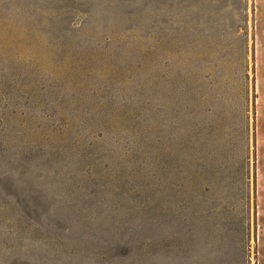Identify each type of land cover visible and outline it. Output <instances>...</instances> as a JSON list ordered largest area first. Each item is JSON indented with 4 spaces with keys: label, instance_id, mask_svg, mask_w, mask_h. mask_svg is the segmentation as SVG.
Listing matches in <instances>:
<instances>
[{
    "label": "rangeland",
    "instance_id": "obj_1",
    "mask_svg": "<svg viewBox=\"0 0 264 264\" xmlns=\"http://www.w3.org/2000/svg\"><path fill=\"white\" fill-rule=\"evenodd\" d=\"M263 54L264 0H0V264H264Z\"/></svg>",
    "mask_w": 264,
    "mask_h": 264
},
{
    "label": "crops",
    "instance_id": "obj_2",
    "mask_svg": "<svg viewBox=\"0 0 264 264\" xmlns=\"http://www.w3.org/2000/svg\"><path fill=\"white\" fill-rule=\"evenodd\" d=\"M261 59H262V66H263L264 65V54L262 55Z\"/></svg>",
    "mask_w": 264,
    "mask_h": 264
},
{
    "label": "bare ground",
    "instance_id": "obj_3",
    "mask_svg": "<svg viewBox=\"0 0 264 264\" xmlns=\"http://www.w3.org/2000/svg\"><path fill=\"white\" fill-rule=\"evenodd\" d=\"M260 102V98L258 99V103Z\"/></svg>",
    "mask_w": 264,
    "mask_h": 264
}]
</instances>
